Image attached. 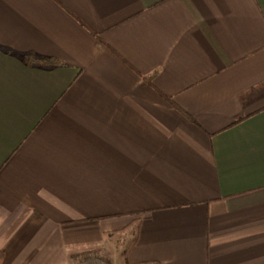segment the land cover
Segmentation results:
<instances>
[{
  "label": "crops",
  "instance_id": "1",
  "mask_svg": "<svg viewBox=\"0 0 264 264\" xmlns=\"http://www.w3.org/2000/svg\"><path fill=\"white\" fill-rule=\"evenodd\" d=\"M114 245L264 264V0H0L1 264Z\"/></svg>",
  "mask_w": 264,
  "mask_h": 264
},
{
  "label": "trees",
  "instance_id": "2",
  "mask_svg": "<svg viewBox=\"0 0 264 264\" xmlns=\"http://www.w3.org/2000/svg\"><path fill=\"white\" fill-rule=\"evenodd\" d=\"M43 60L41 63L44 64ZM245 115L238 118L237 121H241ZM70 264H114L113 260L107 255L101 254L99 250L88 249L82 251H70L69 253ZM2 262V253L0 252V264ZM156 264V263H148Z\"/></svg>",
  "mask_w": 264,
  "mask_h": 264
},
{
  "label": "rangeland",
  "instance_id": "3",
  "mask_svg": "<svg viewBox=\"0 0 264 264\" xmlns=\"http://www.w3.org/2000/svg\"><path fill=\"white\" fill-rule=\"evenodd\" d=\"M92 249L99 250L101 254L107 255L113 260L114 264H123L122 254L120 253V250H117L116 245H114L113 248L109 249V252L106 250V248L103 247H94Z\"/></svg>",
  "mask_w": 264,
  "mask_h": 264
}]
</instances>
